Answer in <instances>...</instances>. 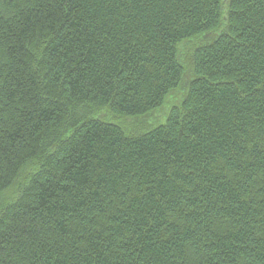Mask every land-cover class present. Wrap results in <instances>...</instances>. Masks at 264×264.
Segmentation results:
<instances>
[{"label": "trees", "instance_id": "16d2710c", "mask_svg": "<svg viewBox=\"0 0 264 264\" xmlns=\"http://www.w3.org/2000/svg\"><path fill=\"white\" fill-rule=\"evenodd\" d=\"M0 264H264V0H0Z\"/></svg>", "mask_w": 264, "mask_h": 264}, {"label": "rangeland", "instance_id": "374dc122", "mask_svg": "<svg viewBox=\"0 0 264 264\" xmlns=\"http://www.w3.org/2000/svg\"><path fill=\"white\" fill-rule=\"evenodd\" d=\"M183 94L184 91L182 90L176 92L174 95L168 98L166 105L164 106V108H162L161 111L154 113L152 116L146 119H142L141 121L139 120L140 122H137V120H123L121 123H123L122 125L128 130H133V128L137 126L150 127L152 125L162 123L164 121V118L167 116L169 109L180 102Z\"/></svg>", "mask_w": 264, "mask_h": 264}]
</instances>
